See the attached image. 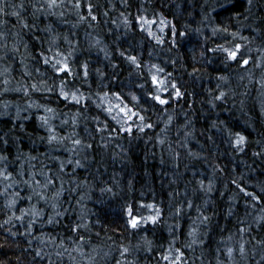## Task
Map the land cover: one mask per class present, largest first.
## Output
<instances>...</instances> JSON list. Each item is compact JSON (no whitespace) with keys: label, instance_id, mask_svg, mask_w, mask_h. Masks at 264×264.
<instances>
[{"label":"clouds","instance_id":"obj_1","mask_svg":"<svg viewBox=\"0 0 264 264\" xmlns=\"http://www.w3.org/2000/svg\"><path fill=\"white\" fill-rule=\"evenodd\" d=\"M6 9L0 249L13 254L0 253V264H264V0H0ZM198 134L195 152L188 145ZM148 145L173 154V163L178 151L192 162L183 171L160 165L169 169L167 188L147 205L153 212L136 209L143 219L133 226L131 181L121 178L143 184L128 159L139 161ZM221 150L239 171L216 162ZM205 165L211 176L197 179ZM78 170L91 179L77 180ZM217 181L229 192L228 214H239L241 200L246 210L245 227L227 235L216 219ZM85 199L105 205L101 217L122 235L89 239L101 221L77 215L84 235L66 237L61 229H71ZM253 226L261 239L249 235Z\"/></svg>","mask_w":264,"mask_h":264},{"label":"trees","instance_id":"obj_2","mask_svg":"<svg viewBox=\"0 0 264 264\" xmlns=\"http://www.w3.org/2000/svg\"><path fill=\"white\" fill-rule=\"evenodd\" d=\"M18 3L19 0H16ZM9 10L6 9L5 13H0V16H3L5 20L9 19ZM213 17L216 18V22L218 24H221V26L224 25V18L217 15L215 11L212 12ZM227 14H225L226 16ZM11 23L15 24L16 23V18L15 16H11ZM175 23V21H174ZM228 23H231V21H228ZM169 35H171L170 29ZM247 34V33H245ZM219 42V41H217ZM237 58H239V53L237 54ZM242 63V62H241ZM214 87V85H212ZM190 103H194L193 101H190ZM240 135L247 137V133L243 132L241 129L237 128L235 129ZM204 129L201 127L200 132L202 133ZM214 135L213 133H210L209 136ZM239 138V137H238ZM237 138V139H238ZM237 140H233V147L237 146L236 143ZM203 139L197 135L196 140H190L189 141V148H191L195 152H199V144H203ZM21 148H24L23 143L20 145ZM95 147V145H93ZM25 151H28L29 149H24ZM244 150L245 152H248V145L247 141L245 140L244 143ZM139 152H141V157L140 160L137 161L134 157L131 156V153H129V159H128V164L129 167L135 166L134 172L135 173H142L144 176V182L142 185H137L135 181V176L132 177H122V183H124V180L131 181V188L129 192V199L132 201V204L129 208L130 212V223L131 220L135 219L137 221V224L143 219L141 216L135 215V211L137 208H143L145 210V213L153 212L154 208H148L147 205L152 204L155 205L158 201L156 199L159 191H160V186L164 185L165 188H167V180H166V174L168 173L169 169L160 167L161 164H168L171 167H175L181 171H183L186 167V164H191V159L185 160L183 158V153L177 152L174 156V163H173V154H170L167 151L162 150L160 147L148 145L146 147H143L141 149H138ZM250 154V153H249ZM220 156L221 159L216 161L217 163H220L221 166L228 165L230 168H236L237 171L240 170V165L236 163L229 164V162L225 159H223V150L220 151ZM237 156L240 158H243V153H237ZM199 159V157L197 158ZM142 165L143 167H140ZM155 166V167H154ZM72 165L69 164L67 166V170L71 171ZM120 167H123L121 165ZM207 168V171L205 169ZM196 169H193L195 171ZM79 175L77 176V180H84L87 181L91 179V174L84 172L83 170H78ZM211 167L210 166H201L200 167V172L204 174V177H197L199 178H207L211 176ZM106 178V177H105ZM37 180H39V177H37ZM188 180L191 181L192 177L189 176ZM229 188L230 189H235L236 185L233 184L231 181H228ZM241 185H243V181H241ZM125 187L127 188V184H125ZM81 192V195H86V189H78ZM169 192H171V189H168ZM181 192H185L186 189L181 187L180 188ZM223 192V196L220 197L219 200V207L223 209L222 212L216 213V219L217 222L221 224V226L225 229L226 235L229 234L231 231H236L238 229H243L245 227V208L243 205V200H241L239 203L236 205V210H238V215L235 214V211L233 215H229V208H230V202H228L227 197L229 196V192L225 191L222 186L220 185V182L217 181V192L213 194V198L215 199L216 196L220 193ZM142 194V195H141ZM99 194L93 190V196L94 198L97 197ZM65 197H67V193H65ZM165 199L164 195H159V201H163ZM191 199V198H190ZM193 202V208L189 209V214L192 219H195L196 215L198 214L196 211V205L199 204V201H192ZM162 206V204H161ZM101 211H107L105 205H95L91 201L85 199L83 201V206L81 208L80 213H73V222L71 225V229H61L62 232H64L66 237H71L72 239H79V237L73 235V233H80V235H84V230L77 227V222L75 220V217L77 215H83L88 218L89 223H94L97 219H100L101 223L99 225H96L93 230L92 236L88 237L89 239H92L95 234H99L101 236H104L105 234L110 235V236H115L119 237L122 235V229L118 227L116 224H111L107 223L100 215ZM209 211H211V206ZM208 214V213H205ZM68 223V218L65 217V224ZM264 223V222H262ZM109 227H111V231H108ZM260 232L259 229H255V226H253V233L249 235H255L256 239H261V235L258 233ZM57 240L60 239L59 236L56 237ZM65 243L68 244V240L65 239ZM70 248L73 247V245L69 244L68 245ZM0 253H3L4 255H11L13 254L11 250L9 249H0ZM75 255V253H74ZM65 264H67V257L63 258ZM59 264V262H58Z\"/></svg>","mask_w":264,"mask_h":264},{"label":"snow or ice","instance_id":"obj_3","mask_svg":"<svg viewBox=\"0 0 264 264\" xmlns=\"http://www.w3.org/2000/svg\"><path fill=\"white\" fill-rule=\"evenodd\" d=\"M237 52H235V51H230L229 52V55L232 57V58H236L237 57ZM132 59L134 60L135 59V57H132ZM244 63H248V61L246 60V61H244ZM68 68V65H64V68L62 69V70H65V69H67ZM179 94V93H178ZM243 140H244V137H239L238 139H237V141H236V143L237 144H240V143H242L243 142ZM151 219H155V217H152ZM131 224L133 225V226H136V224H137V221L135 220V219H133V220H131Z\"/></svg>","mask_w":264,"mask_h":264}]
</instances>
